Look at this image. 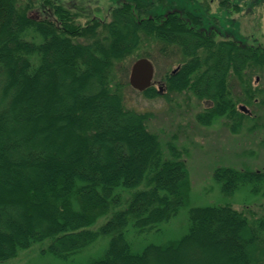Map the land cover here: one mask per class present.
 <instances>
[{"label": "trees", "instance_id": "trees-1", "mask_svg": "<svg viewBox=\"0 0 264 264\" xmlns=\"http://www.w3.org/2000/svg\"><path fill=\"white\" fill-rule=\"evenodd\" d=\"M166 1L125 0L82 21L83 12L59 0H0V261L47 239V251L66 259L107 235L87 264H264V215L251 219L231 203L190 207L186 232L164 244L136 250L128 239L130 222L159 229L191 190L181 149L171 141L166 155L151 113L127 104L131 62L158 44L176 67L162 75L163 92L155 83L142 92L191 93L205 104L196 113L205 126L220 119L239 131L251 115L239 103L258 93L264 102L253 85L264 47L205 28L212 0L192 10ZM38 2L44 17L29 14ZM235 77L244 98L233 93ZM215 177L226 195L244 185L264 190V168L220 166ZM141 184L92 228L121 204L119 190Z\"/></svg>", "mask_w": 264, "mask_h": 264}, {"label": "rangeland", "instance_id": "rangeland-1", "mask_svg": "<svg viewBox=\"0 0 264 264\" xmlns=\"http://www.w3.org/2000/svg\"><path fill=\"white\" fill-rule=\"evenodd\" d=\"M59 1L83 12L81 20L86 21L94 16L106 17L111 8L120 6L125 0ZM198 4H201L198 0L166 1V6L170 9L180 10L197 9ZM237 4L239 7L236 6ZM162 5L163 3H158L152 10H160ZM206 7L209 9L205 12L208 18H203L205 28H215L225 37L240 42L247 40L264 47V0H231L229 5H222L220 0H212L210 6ZM29 14L40 18L46 16V11L38 2L37 7L30 10ZM159 47L158 44L153 43L150 48L153 56L147 57L154 64L155 82L161 81L167 69L176 67L173 59L162 54ZM232 84L233 93L244 98L245 93L240 80L235 77ZM253 85L256 89H264V72L254 74ZM164 95L148 98L142 91L131 87L128 88L127 104L139 111L151 113L148 120L149 126L161 135L162 148L166 155H169L168 143L171 141H174L181 149L190 171V197L179 213L162 223L159 229L139 231L130 222L127 236L136 250H142L151 243L164 244L180 238L188 228V211L195 205L231 203L233 207L244 210L251 219L264 215V190L253 192L250 186L244 185L234 194L226 195L215 177V170L220 166L264 168V102H262V96L258 93L254 102L249 105L239 103V106H246L244 109L251 115L247 116V123L245 122L239 131L232 132L220 119L210 126L199 124L196 113L205 104L191 93L170 92ZM143 186L144 184H141L135 188L119 190L122 196L121 204L112 206L109 213L98 218L92 228L96 229L103 224L114 210L125 208L132 193ZM49 241L47 239L35 243L20 251L17 256L0 261V264H87L103 253L109 236L101 235L92 244L66 259L47 251Z\"/></svg>", "mask_w": 264, "mask_h": 264}, {"label": "water", "instance_id": "water-1", "mask_svg": "<svg viewBox=\"0 0 264 264\" xmlns=\"http://www.w3.org/2000/svg\"><path fill=\"white\" fill-rule=\"evenodd\" d=\"M155 68L153 62L147 57H141L131 66L129 82L139 91H144L155 82Z\"/></svg>", "mask_w": 264, "mask_h": 264}, {"label": "flooded vegetation", "instance_id": "flooded-vegetation-1", "mask_svg": "<svg viewBox=\"0 0 264 264\" xmlns=\"http://www.w3.org/2000/svg\"><path fill=\"white\" fill-rule=\"evenodd\" d=\"M156 83H157V85H159V90L161 92H163L164 91L165 83L162 80L161 81L158 80Z\"/></svg>", "mask_w": 264, "mask_h": 264}]
</instances>
